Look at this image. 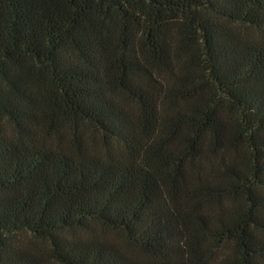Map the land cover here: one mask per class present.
Returning a JSON list of instances; mask_svg holds the SVG:
<instances>
[{
	"label": "trees",
	"instance_id": "obj_1",
	"mask_svg": "<svg viewBox=\"0 0 264 264\" xmlns=\"http://www.w3.org/2000/svg\"><path fill=\"white\" fill-rule=\"evenodd\" d=\"M0 264H264V0H0Z\"/></svg>",
	"mask_w": 264,
	"mask_h": 264
}]
</instances>
